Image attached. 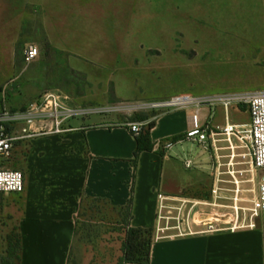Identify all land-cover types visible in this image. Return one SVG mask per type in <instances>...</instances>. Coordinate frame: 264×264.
I'll return each mask as SVG.
<instances>
[{"label":"rangeland","instance_id":"374dc122","mask_svg":"<svg viewBox=\"0 0 264 264\" xmlns=\"http://www.w3.org/2000/svg\"><path fill=\"white\" fill-rule=\"evenodd\" d=\"M29 46L38 56L26 62ZM254 90H264V0H0L3 112L24 111L45 92L59 91L72 107L95 110L74 121L130 123L136 122L134 115L155 112L151 104L174 95ZM228 111L230 123L249 121L246 105ZM207 121L223 125L221 107ZM218 138L217 153L181 143L183 157L193 161L183 171L202 172L183 193L201 200L192 214L202 227L249 217L261 174L251 168L237 140H232L231 158L229 142ZM107 201L95 218L96 238L75 244L76 261L92 256L99 264L116 255L129 212ZM172 204H184L187 212L194 202ZM260 220L264 228V211ZM12 230L18 232L17 225L2 212L1 257Z\"/></svg>","mask_w":264,"mask_h":264},{"label":"crops","instance_id":"0c3cea01","mask_svg":"<svg viewBox=\"0 0 264 264\" xmlns=\"http://www.w3.org/2000/svg\"><path fill=\"white\" fill-rule=\"evenodd\" d=\"M207 111L203 109V120ZM191 116L190 110L158 115L150 130L152 150L141 152L135 166L131 161L140 135L133 134L128 123L71 120L66 124L68 131L60 135L17 140L10 159L2 165L23 173L24 191L1 194L0 207L1 215L9 216L20 233L19 264H68L83 196L108 199L117 207L125 206L131 197L128 224L134 228L154 229L158 193L197 205L201 200L183 193L201 179L202 172L183 171L188 169L181 143L167 152L160 149L162 141L185 134ZM20 129L19 124L9 127L15 135H20ZM173 184L178 189L172 190ZM259 223L255 229L153 241L150 264H264L260 218ZM124 238L116 255L99 264L119 263ZM92 261L87 256L78 264H94Z\"/></svg>","mask_w":264,"mask_h":264},{"label":"built area","instance_id":"2783aa9c","mask_svg":"<svg viewBox=\"0 0 264 264\" xmlns=\"http://www.w3.org/2000/svg\"><path fill=\"white\" fill-rule=\"evenodd\" d=\"M37 56L38 50L36 47L29 46L26 48L24 52L26 62H31ZM234 105L247 106V114L249 116L247 123L235 124L228 121V109ZM150 106L155 112H160L158 115L175 111H192L191 127L182 137L162 141L160 144L161 150L167 152L175 144L187 140L203 146L206 150L217 153L220 150L217 145L220 141L218 137L224 136L225 140L230 144L231 157L235 155V147L232 144V140H237L241 148L245 150L243 156L249 157L251 168L261 173L255 190V197L249 209V217L242 220L236 218L228 226L213 224H209L206 227L199 226V224L204 222L196 220V214H192L195 204L187 212H183L184 204L173 205L172 203L176 201L185 203L186 201L158 193L156 226L152 229L153 241L173 239L202 232L224 230L233 232L240 229H255L259 227L260 214L264 211V90L223 93L214 96L178 94L157 101ZM217 107H221L223 110V125L207 121L209 118H214L215 108ZM203 109L208 110L206 120L202 119ZM94 113L95 110L93 109L72 107L68 102V97L59 91L45 92L37 100L30 103L24 111L10 114L0 110V195L20 194L24 191L25 180L23 173L18 170L7 169L2 165V161L10 159L14 143L17 140L32 139L48 134L60 135L68 131L66 124L69 121ZM148 122H130L128 126L133 134L139 136L142 128ZM17 124L21 126L20 135H15L9 131L10 126ZM184 166L187 169H191L193 161L189 158L186 159ZM171 210L177 211L175 215H172L173 212Z\"/></svg>","mask_w":264,"mask_h":264},{"label":"trees","instance_id":"16d2710c","mask_svg":"<svg viewBox=\"0 0 264 264\" xmlns=\"http://www.w3.org/2000/svg\"><path fill=\"white\" fill-rule=\"evenodd\" d=\"M157 115L158 113L153 111L150 114L134 115L132 118V120L136 122L149 121L144 127L143 132H141L140 136L137 138V149L134 154V159L131 161L133 166H135L137 157L141 152L152 150L150 130L155 125L154 117ZM104 202L107 203V199L90 196H83L81 198L75 220V237L69 252L68 264L80 263V261L74 259V247L79 240H85L86 238L90 239L92 237L96 238L99 230L94 222L96 221V216L101 212L100 204ZM131 204L132 198L130 197L125 206L117 208L119 210H128L130 217ZM85 217H88V219L80 223V219ZM16 231L17 230H12L6 236L5 256L1 257L0 255V264H19L20 262L21 236L20 233ZM152 232V229L134 228L127 223L124 228V254L118 264H150L153 243Z\"/></svg>","mask_w":264,"mask_h":264},{"label":"bare ground","instance_id":"6f19581e","mask_svg":"<svg viewBox=\"0 0 264 264\" xmlns=\"http://www.w3.org/2000/svg\"><path fill=\"white\" fill-rule=\"evenodd\" d=\"M232 158V157H231Z\"/></svg>","mask_w":264,"mask_h":264}]
</instances>
